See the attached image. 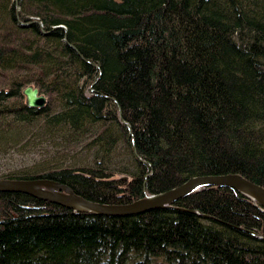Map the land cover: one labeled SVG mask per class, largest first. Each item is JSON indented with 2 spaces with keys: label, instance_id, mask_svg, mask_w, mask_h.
<instances>
[{
  "label": "trees",
  "instance_id": "1",
  "mask_svg": "<svg viewBox=\"0 0 264 264\" xmlns=\"http://www.w3.org/2000/svg\"><path fill=\"white\" fill-rule=\"evenodd\" d=\"M61 128L103 153L123 143L131 166L96 154L0 177L104 203L195 174L264 185V0H0V160ZM0 264H264V207L219 184L117 215L3 190Z\"/></svg>",
  "mask_w": 264,
  "mask_h": 264
},
{
  "label": "water",
  "instance_id": "2",
  "mask_svg": "<svg viewBox=\"0 0 264 264\" xmlns=\"http://www.w3.org/2000/svg\"><path fill=\"white\" fill-rule=\"evenodd\" d=\"M30 21H33V19H30ZM21 91L24 93L26 104L30 106H42L45 104L46 96L39 91L36 85L28 83L22 87ZM211 184L230 185L255 199L264 207V185L251 181L237 172L195 174L161 192H153L138 199L117 203L93 201L74 192L65 183L51 178L42 176L25 178L0 177V191L17 190L24 193L27 192L36 197L63 204L71 209L114 215L139 213L151 207L167 206L174 202L176 198L185 195V193Z\"/></svg>",
  "mask_w": 264,
  "mask_h": 264
},
{
  "label": "rangeland",
  "instance_id": "3",
  "mask_svg": "<svg viewBox=\"0 0 264 264\" xmlns=\"http://www.w3.org/2000/svg\"><path fill=\"white\" fill-rule=\"evenodd\" d=\"M43 136L45 138L36 139L35 145L24 146L26 150L21 153L7 154L0 160V171L14 167L36 171L58 166L59 164H92L94 159L97 158L94 157L96 154L105 157L109 166L114 170L131 166L133 160L128 147H125L121 142H117L115 148L109 150L108 153L98 151L97 145L89 144L92 137L91 131L82 132L79 137H70L69 140L66 138L69 137L67 129L62 128L57 135L46 134Z\"/></svg>",
  "mask_w": 264,
  "mask_h": 264
},
{
  "label": "bare ground",
  "instance_id": "4",
  "mask_svg": "<svg viewBox=\"0 0 264 264\" xmlns=\"http://www.w3.org/2000/svg\"><path fill=\"white\" fill-rule=\"evenodd\" d=\"M262 206V205H261Z\"/></svg>",
  "mask_w": 264,
  "mask_h": 264
}]
</instances>
